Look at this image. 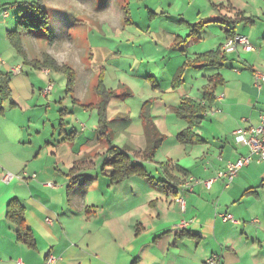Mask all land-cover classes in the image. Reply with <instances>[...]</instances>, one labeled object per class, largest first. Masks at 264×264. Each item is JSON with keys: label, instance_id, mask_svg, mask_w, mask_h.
Wrapping results in <instances>:
<instances>
[{"label": "crops", "instance_id": "1", "mask_svg": "<svg viewBox=\"0 0 264 264\" xmlns=\"http://www.w3.org/2000/svg\"><path fill=\"white\" fill-rule=\"evenodd\" d=\"M167 1L160 16L175 23L160 28L167 39L154 42V71L137 57L135 81L121 72L111 88L107 74L88 80L74 71L71 82L42 66L45 55L66 66L65 55L34 51L25 39L20 55L8 37L1 41L0 86L7 82L9 93L0 92V264H47L50 256L55 264H206L213 255L218 264H264V161L254 156L232 182L223 177L250 155L233 132L264 124V0ZM240 15L250 23L234 22ZM220 21L228 25L215 36ZM118 26L102 25L112 32ZM229 32L247 37L254 51L225 52ZM109 51L115 60L121 55ZM217 51L222 65L193 64ZM54 72L67 76L72 104L52 96ZM101 84L114 95L105 135ZM185 101L204 108L199 124L179 117ZM77 112L90 114L89 128ZM110 148L141 164L146 176L113 183L104 166ZM14 199L25 208L34 248L19 241L7 218ZM227 215L232 220L224 221ZM183 221L188 227L178 230Z\"/></svg>", "mask_w": 264, "mask_h": 264}, {"label": "rangeland", "instance_id": "2", "mask_svg": "<svg viewBox=\"0 0 264 264\" xmlns=\"http://www.w3.org/2000/svg\"><path fill=\"white\" fill-rule=\"evenodd\" d=\"M162 1L169 3L167 0ZM160 3L161 0H0V43L17 27L18 17L33 7L41 8L49 15V33L54 38L49 43L50 34L43 32L29 40L28 37H23L22 40L30 41L28 43L33 44L34 51L38 49L44 53L65 55L69 62L66 67L78 74L86 73L88 80L93 79V76L97 80L101 74H107L111 80H107L106 84L111 88L114 85L112 78L121 72L135 81L140 62L137 57H145L147 65L150 62L146 70L149 75L157 66L155 58H159V51L154 42L167 39L166 34L160 31L162 25L172 26L171 20L175 23L174 19L166 15L160 16ZM155 8L157 13L156 10L153 11ZM111 21L119 25L118 31L112 32L108 31L109 27H102ZM221 27L226 28L225 25H220L215 36L220 34ZM189 31L194 32L191 29ZM189 31L183 34L186 35ZM201 36L202 39H209L208 33H202ZM212 40L216 41V38ZM117 48L121 55L118 54L115 60L109 55V50L117 52ZM142 72L145 74V71ZM53 76L56 78L55 83L51 84L55 88L52 94L54 99L64 97L68 104H72L71 98L66 96L67 76L55 72ZM133 103L137 105L136 102ZM76 115L82 117L80 119L83 122L90 121L88 128L91 126L90 114L83 116L81 112H77ZM78 130L80 131L79 128Z\"/></svg>", "mask_w": 264, "mask_h": 264}, {"label": "trees", "instance_id": "3", "mask_svg": "<svg viewBox=\"0 0 264 264\" xmlns=\"http://www.w3.org/2000/svg\"><path fill=\"white\" fill-rule=\"evenodd\" d=\"M17 27L14 31L9 32L8 39L12 47L17 50V52L23 54V37H34L38 33H47L49 31L50 18L47 11L33 7L32 10L26 12L24 15L17 18ZM213 22H218L217 19H211ZM210 20V22H212ZM250 23L249 20L244 19L243 15L238 16V19L234 22L238 23ZM224 25L228 23L222 22ZM219 22V23H220ZM235 36L234 33L229 32V37ZM225 62V58L220 51L210 52L205 55L199 56L194 62V65H208V66H219ZM44 68H51L55 72H64L72 82L74 80V71L67 68L66 66L58 65L50 56H44V62L42 65ZM72 84V83H71ZM0 92L3 97H6L9 93L7 82L3 81L0 86ZM175 87H177L175 85ZM98 93L102 98L101 107L99 109L100 115V132L102 135L106 133V117H107V106L109 101L113 98V93L107 91L105 87L101 84L98 88ZM204 112L202 108L197 103L192 101H185L179 110V117L184 118L189 121L191 125H197L201 122V114ZM185 133L181 136L184 138ZM159 146V142L155 141L152 144V150L154 151ZM109 160L105 162L104 166H110L112 168L111 180L113 183L118 184L127 180L130 177L146 176V171L141 164H134L132 158L116 148H110L108 151ZM7 218L9 222L15 227L16 233L19 241L27 245L29 248L35 247V240L32 232L26 225L25 221V208L16 199L12 200L7 209ZM185 231V230H182Z\"/></svg>", "mask_w": 264, "mask_h": 264}, {"label": "built area", "instance_id": "4", "mask_svg": "<svg viewBox=\"0 0 264 264\" xmlns=\"http://www.w3.org/2000/svg\"><path fill=\"white\" fill-rule=\"evenodd\" d=\"M241 46L245 51L252 52L254 48L250 44V41L247 37L244 36H233L227 39L226 43L223 46V50L225 52H232ZM3 61L0 58V65H3ZM13 71H21L20 67H15L12 69ZM51 91V87H48L44 92L43 95L47 96ZM233 138L235 143L241 147H247L250 150V155L246 157L240 158L237 162L231 164L226 173L223 175L228 182H232L233 179L237 176L238 172L247 167L252 157L256 156L258 163L264 161V124L254 127L250 126L247 128H238L236 131L233 132ZM213 181H206L205 185L210 188ZM182 208L185 207V201L181 200ZM224 221L232 220V217L227 215L223 217ZM188 227V223L186 221L181 222L177 228L178 230H186ZM219 256L213 255L211 256L206 264H218ZM56 259L53 256H50L47 260V264H55ZM17 264H23L22 261H18Z\"/></svg>", "mask_w": 264, "mask_h": 264}]
</instances>
